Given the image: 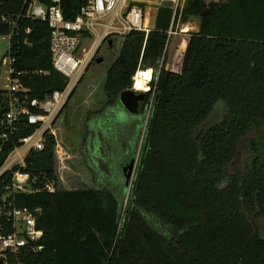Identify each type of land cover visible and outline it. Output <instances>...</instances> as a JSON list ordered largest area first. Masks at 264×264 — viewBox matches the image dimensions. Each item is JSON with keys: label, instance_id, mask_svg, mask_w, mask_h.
Instances as JSON below:
<instances>
[{"label": "trees", "instance_id": "1", "mask_svg": "<svg viewBox=\"0 0 264 264\" xmlns=\"http://www.w3.org/2000/svg\"><path fill=\"white\" fill-rule=\"evenodd\" d=\"M0 1V12H23L21 0ZM86 1L60 0L64 17ZM189 18L197 30L188 32L175 73L164 66L167 31ZM15 28L12 66L29 97L62 90L68 79L52 66L47 23L21 17ZM8 30L0 23V32ZM119 42L105 70L104 105L118 103L138 66L159 70L122 217V200L106 187L59 188L55 138L45 133L22 168L31 191L8 187L18 166L0 176V233L14 230L12 207H27L43 232L40 250L7 253L6 264H264V235L254 226L264 223V0H184L173 20L172 9L158 4L153 28ZM5 99L0 90V111ZM32 129L19 124L0 167Z\"/></svg>", "mask_w": 264, "mask_h": 264}, {"label": "built area", "instance_id": "2", "mask_svg": "<svg viewBox=\"0 0 264 264\" xmlns=\"http://www.w3.org/2000/svg\"><path fill=\"white\" fill-rule=\"evenodd\" d=\"M150 1L153 0H87L78 8L77 13L71 19L64 17L60 0H51L49 4L40 3L38 0H21L23 12L18 14L0 12V23L5 22L10 26V30L7 32H0L2 38L8 36L5 54L0 57V80L2 79L0 90L5 93V102L7 103V110L0 111V152L10 140V135L18 132L19 124L22 121L33 127L28 135L18 139V144L8 152L0 167V176L15 166L19 167L11 175V185L8 187L11 188L12 192L31 191V175L22 168L25 167V160L30 151L43 148L45 133L51 134L55 138L56 152L58 141L56 140L54 123L67 102L75 83L82 75L86 64L99 53L102 44H106L110 48L116 40H122L132 31L147 33L151 29L143 25L144 10L141 6V3ZM161 1L158 0V3L161 4ZM171 1L173 20L176 14H180L184 0ZM21 17L38 19L47 23L50 32L49 49L52 66L68 79L62 90H54L42 99L29 97L28 89L20 80L21 73L15 72L12 66L11 39L16 34V20ZM187 29L183 30L182 28L180 32L186 33L188 32ZM174 34L171 25L167 31L164 46L165 55L169 40ZM92 35L95 36V40L90 48L86 50L81 47V54L76 57L74 53L81 44V37L88 39ZM183 39L186 40L184 37H177L173 55L165 66L175 73L181 71L182 56L187 42L186 40L182 47ZM147 71H149V75L145 76ZM158 73L159 70L154 72L151 67L140 68L138 66L132 76L130 89L135 92H152L151 94H154ZM138 74L139 77L143 76L144 87H135ZM150 108L151 106L145 107V111L148 113ZM135 157L137 159V154ZM44 189L48 192H54L55 186L46 182ZM6 214L11 218L14 230L9 234L0 233V257L3 258L5 264L4 257L7 253H15L27 245L33 252L40 250L42 248L40 240L43 236L42 230L36 226L33 212L27 207H12Z\"/></svg>", "mask_w": 264, "mask_h": 264}, {"label": "rangeland", "instance_id": "3", "mask_svg": "<svg viewBox=\"0 0 264 264\" xmlns=\"http://www.w3.org/2000/svg\"><path fill=\"white\" fill-rule=\"evenodd\" d=\"M205 1L209 2L210 0ZM158 4V0L141 3L144 10L143 25L145 27H154ZM197 24V19L189 18L186 23L179 21L174 25L173 31L175 34L169 40L164 66L169 63L173 55L177 37H184L187 40L188 32L197 30ZM185 27L188 28V32L181 33L180 29ZM94 40V35L89 36L88 39L81 37V44L74 53L75 56H80L81 47L88 50ZM119 41V39L116 40L110 48L106 44H102L99 53L94 57H102V61L97 63L92 59L89 62L75 83L66 107L54 123V131L58 141L55 152V167L59 176V188L100 189L105 188L107 185L111 187L109 184L113 185V179L105 172L108 170L117 172L118 159L114 157L116 150L120 151L122 145H124L129 155L134 154L135 150V154L137 156L139 154L146 123L151 113V108L148 113L143 108L152 106L154 94H150L149 98H146L142 107L143 111L139 115L127 112L128 115L122 113L124 116H121L116 113V116L111 117L112 128L108 132L107 142L102 148L104 153L102 159H100L101 163L99 159H96L95 151L97 147H94L93 151L88 147L89 138L87 136L91 133L90 120L102 110L107 99L103 91L105 70L118 52ZM7 44L8 36L3 38L0 36V57L5 54ZM1 83L2 79L0 80ZM216 116V114H213L212 118H216ZM106 120L109 119L106 118ZM86 145L87 150L84 149ZM102 169L106 171L103 170L102 172ZM124 194V196H118L122 200L120 217H122L129 201L131 190L127 191V188H125ZM254 226L256 230L264 235V223L262 221L254 222Z\"/></svg>", "mask_w": 264, "mask_h": 264}, {"label": "flooded vegetation", "instance_id": "4", "mask_svg": "<svg viewBox=\"0 0 264 264\" xmlns=\"http://www.w3.org/2000/svg\"><path fill=\"white\" fill-rule=\"evenodd\" d=\"M146 98H147V93H145V96H144V99L143 101H141L138 105V111L136 114H140L142 113L143 109L145 110V108L142 109L143 105H144V102L146 101ZM112 109V106L110 105H103V109ZM116 109V108H115ZM127 111V110H126ZM128 112V111H127ZM126 112V113H127ZM118 113L120 114L121 116H124V114H122L121 112H115L113 113L114 116H116L115 114ZM128 115V114H126ZM98 125V124H97ZM140 125V124H139ZM99 134V133H97ZM100 138H102V136H95L94 140H96L97 142H99V144L101 143L100 141ZM107 140V137H105ZM85 148V147H84ZM98 148H99V151L101 149V144L98 145ZM97 148V150H98ZM135 152L136 150L134 151V154L132 155H129L128 152H127V149L125 148L124 145H122V148L120 151H117L115 152L114 154V157H116L118 159V170L117 172L115 171H109V174H110V177H112L113 179V185L109 184L111 187H109L108 185L106 186V188L112 190L117 196H124V190H125V174L127 173V167L129 166V164L131 163L132 159L135 158ZM135 168H136V161L134 160V164H133V169H132V173L130 175V179H129V183H128V186L126 187L127 188V191L131 190L132 188V183H133V178H134V174H135ZM123 191V192H122ZM127 193V192H126Z\"/></svg>", "mask_w": 264, "mask_h": 264}, {"label": "crops", "instance_id": "5", "mask_svg": "<svg viewBox=\"0 0 264 264\" xmlns=\"http://www.w3.org/2000/svg\"><path fill=\"white\" fill-rule=\"evenodd\" d=\"M115 112H121V113L126 114L127 111L117 103L115 105H112V109L108 108V109L101 110L92 120H90L91 133H89L87 136L89 138L88 139V147H90V149L93 151L94 147L98 148V145L101 144L100 151H99V148H98V150L95 151V155L97 156L96 159L100 160L103 157L104 150H102V147L107 142V140H105L106 139L105 137L108 138V136H109L108 132H110V130L112 128L111 127V121H112L111 117L114 116L113 113H115ZM106 118L109 120H106ZM97 133H99V134H97ZM100 135L102 136V138H100L101 143L99 144V142L94 140V138H95V136L98 137ZM84 149L87 150V146ZM116 152H117V150H116Z\"/></svg>", "mask_w": 264, "mask_h": 264}, {"label": "water", "instance_id": "6", "mask_svg": "<svg viewBox=\"0 0 264 264\" xmlns=\"http://www.w3.org/2000/svg\"><path fill=\"white\" fill-rule=\"evenodd\" d=\"M161 5L171 8L172 7V1L171 0H162ZM205 13H206V11L202 12L200 15L202 16ZM101 61H102V57L94 58V62L99 63ZM88 64H89V62L86 64L84 70L86 69ZM71 92H72V90H71ZM71 92H70L68 98L70 97ZM144 96H145L144 92H135L132 89L128 88V89L123 90L119 93L118 104L122 108L127 110L129 113L136 114L138 111V105L141 101H143ZM67 101H68V99H67ZM135 159H136V157L132 159L131 163L126 168L127 169V173L125 174V181H126L125 186L126 187L128 186V183H129V179H130V175L132 173L133 164H134ZM0 264H5L2 257H0Z\"/></svg>", "mask_w": 264, "mask_h": 264}, {"label": "bare ground", "instance_id": "7", "mask_svg": "<svg viewBox=\"0 0 264 264\" xmlns=\"http://www.w3.org/2000/svg\"><path fill=\"white\" fill-rule=\"evenodd\" d=\"M186 29H187V27L183 28V30H186ZM184 42H185V40L183 39V40H182V44H183V46L185 45ZM148 75H149V71H147V72L145 73V76H148ZM142 78H143V76L141 75V77H139V74H138V76H137V80H136V82H135V87H136V88L144 87V84H143V80H142Z\"/></svg>", "mask_w": 264, "mask_h": 264}]
</instances>
